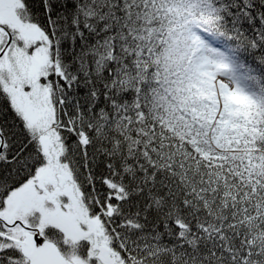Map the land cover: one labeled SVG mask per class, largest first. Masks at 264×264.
I'll return each instance as SVG.
<instances>
[{"label": "snow or ice", "instance_id": "obj_1", "mask_svg": "<svg viewBox=\"0 0 264 264\" xmlns=\"http://www.w3.org/2000/svg\"><path fill=\"white\" fill-rule=\"evenodd\" d=\"M155 3L0 0V264H264V139L229 155L220 89L161 86Z\"/></svg>", "mask_w": 264, "mask_h": 264}, {"label": "trees", "instance_id": "obj_2", "mask_svg": "<svg viewBox=\"0 0 264 264\" xmlns=\"http://www.w3.org/2000/svg\"><path fill=\"white\" fill-rule=\"evenodd\" d=\"M32 2L38 5L36 11L42 13L41 0ZM252 2L253 0H218V6L222 8L220 24L217 14L211 13L208 6L200 3V0H156L155 3V7L161 11L153 17L160 20V24L153 26L155 32L152 45L154 56L160 65L157 72L162 87L167 86L177 95L189 100L185 86L190 80L191 60H186L190 51L186 49L184 36H189L186 26L193 23L200 33L215 39L233 54L234 64L245 78V89L256 97V105L249 116L245 120L236 117L223 132L218 148L225 151L235 148L250 153L257 147L256 141L264 139V42L257 35L259 33L264 36V23L248 15L255 11L246 8ZM250 41H256L259 46H252ZM79 92L83 96L84 89ZM2 107L4 106L0 104V108ZM11 116V112L6 111L9 121ZM201 121L211 125V121L206 118H200L197 123ZM229 155H232L230 151ZM102 169L103 165L100 166V170Z\"/></svg>", "mask_w": 264, "mask_h": 264}, {"label": "rangeland", "instance_id": "obj_3", "mask_svg": "<svg viewBox=\"0 0 264 264\" xmlns=\"http://www.w3.org/2000/svg\"><path fill=\"white\" fill-rule=\"evenodd\" d=\"M186 30L189 34L188 37L184 36L186 49L190 51V55L187 56L186 60H191L190 80L185 86L186 93L189 94V100L193 97H195V102H202L207 99L214 100L216 96L215 89H220V95L226 105H232L229 119L223 122L217 121V126L221 129V132L213 138V143H216L218 147L223 132L232 120L236 117L245 120L249 116L256 105V97L245 89V78L236 68L233 54L229 50L219 45L215 39L200 33L193 23L188 24ZM184 57L185 55L182 59ZM209 73L213 75L210 77ZM213 79L215 85L212 84ZM221 85L224 87L221 88ZM229 91L239 92L249 97V100H241L230 96L227 94ZM214 102L216 101L214 100ZM192 112L199 116V119L206 118L211 121L203 107L199 109L193 107ZM211 115L214 118L215 113L212 112Z\"/></svg>", "mask_w": 264, "mask_h": 264}]
</instances>
